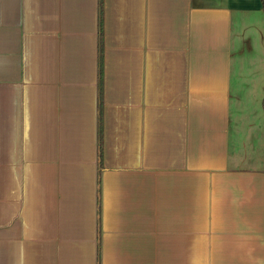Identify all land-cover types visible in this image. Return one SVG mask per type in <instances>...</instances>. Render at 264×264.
<instances>
[{
	"label": "crops",
	"instance_id": "obj_1",
	"mask_svg": "<svg viewBox=\"0 0 264 264\" xmlns=\"http://www.w3.org/2000/svg\"><path fill=\"white\" fill-rule=\"evenodd\" d=\"M0 264H264L261 0H0Z\"/></svg>",
	"mask_w": 264,
	"mask_h": 264
},
{
	"label": "trees",
	"instance_id": "obj_2",
	"mask_svg": "<svg viewBox=\"0 0 264 264\" xmlns=\"http://www.w3.org/2000/svg\"><path fill=\"white\" fill-rule=\"evenodd\" d=\"M261 4H262V7H263V11H264V0H261Z\"/></svg>",
	"mask_w": 264,
	"mask_h": 264
}]
</instances>
